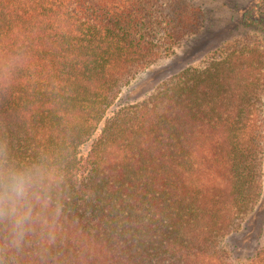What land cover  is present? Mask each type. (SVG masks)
<instances>
[{
    "label": "trees",
    "instance_id": "trees-1",
    "mask_svg": "<svg viewBox=\"0 0 264 264\" xmlns=\"http://www.w3.org/2000/svg\"><path fill=\"white\" fill-rule=\"evenodd\" d=\"M199 16L180 0H0V144L62 174L59 215L16 264H235L224 241L262 188L264 48L237 42L107 116ZM244 264H264V242Z\"/></svg>",
    "mask_w": 264,
    "mask_h": 264
},
{
    "label": "rangeland",
    "instance_id": "rangeland-1",
    "mask_svg": "<svg viewBox=\"0 0 264 264\" xmlns=\"http://www.w3.org/2000/svg\"><path fill=\"white\" fill-rule=\"evenodd\" d=\"M200 11L198 29L187 34L169 52L124 87L107 116L118 109L140 103L164 80L186 68H196L237 42H258L264 48V0H180ZM174 44V43H173ZM264 129V97L260 107ZM89 144L80 148L85 155ZM239 229L226 238L224 248L235 264H244L264 242V146L262 155L261 195L252 211L246 214Z\"/></svg>",
    "mask_w": 264,
    "mask_h": 264
},
{
    "label": "clouds",
    "instance_id": "clouds-1",
    "mask_svg": "<svg viewBox=\"0 0 264 264\" xmlns=\"http://www.w3.org/2000/svg\"><path fill=\"white\" fill-rule=\"evenodd\" d=\"M61 182L49 159L21 157L0 144V264H16L34 229L59 215Z\"/></svg>",
    "mask_w": 264,
    "mask_h": 264
}]
</instances>
